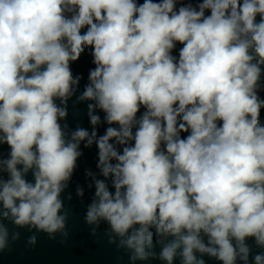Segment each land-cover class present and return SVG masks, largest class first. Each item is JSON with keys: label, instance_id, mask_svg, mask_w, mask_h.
Returning a JSON list of instances; mask_svg holds the SVG:
<instances>
[{"label": "clouds", "instance_id": "clouds-1", "mask_svg": "<svg viewBox=\"0 0 264 264\" xmlns=\"http://www.w3.org/2000/svg\"><path fill=\"white\" fill-rule=\"evenodd\" d=\"M86 53L93 127L71 131ZM261 92L264 0H0V255L5 221L66 241L83 144L102 177L84 222L133 264H264Z\"/></svg>", "mask_w": 264, "mask_h": 264}, {"label": "water", "instance_id": "water-1", "mask_svg": "<svg viewBox=\"0 0 264 264\" xmlns=\"http://www.w3.org/2000/svg\"><path fill=\"white\" fill-rule=\"evenodd\" d=\"M142 2V0H141ZM91 55L87 53L81 56L78 62L72 64L73 74H81L83 79L80 82L79 90L76 95L68 101V116L66 122L69 129L74 131L77 126L84 127L87 130H92V125L88 116V101L76 102L77 97L84 91L85 85L88 83L89 70L94 68ZM261 98H264V92L260 93ZM97 114L103 120L104 114L97 110ZM262 119H264V110H262ZM264 122V120H262ZM63 123V122H62ZM107 128L106 124L99 126V134L103 135ZM81 150L84 155L77 161L78 167L69 182L68 189L62 193V198L68 193H71L72 200H65V204L70 209V219L68 221L69 236L64 240L60 234H56V239L48 238L46 233L37 232L33 230L28 231L27 228H18L17 226L5 221V224L11 230L20 232V240L13 245L11 253L5 252L0 255V264H133L130 260V252L123 248H118L117 244H109L106 236V231L110 226L106 222H102L97 229L98 237H93L90 234V227L84 222V215L87 206L92 202L94 196V186L89 188L91 178L86 175L87 170H91L99 176L98 163V149L84 148L81 145ZM7 154L9 149L7 146L3 149ZM77 185L84 189V196L81 198L77 195ZM37 235V244L33 248L27 244L28 237L33 234ZM64 241V242H62ZM118 243V241H117ZM159 246L156 251L159 252ZM260 249H255L258 252ZM206 264H222V262L215 260L207 255L202 257ZM134 264H164L158 259H149L148 261H136ZM177 264L179 262L177 261Z\"/></svg>", "mask_w": 264, "mask_h": 264}]
</instances>
